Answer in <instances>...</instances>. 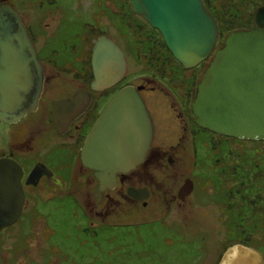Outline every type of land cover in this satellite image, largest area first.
<instances>
[{
  "label": "rangeland",
  "instance_id": "rangeland-1",
  "mask_svg": "<svg viewBox=\"0 0 264 264\" xmlns=\"http://www.w3.org/2000/svg\"><path fill=\"white\" fill-rule=\"evenodd\" d=\"M205 1L211 5L217 15L219 34L216 48L223 44L230 31L258 25L256 12L259 7L264 6V0ZM11 2L22 11L26 19L32 20L37 16L39 20L36 24L37 32L43 27L46 32H51L59 17H62L60 26L61 36L64 38L57 45L64 48L70 47L71 44L82 47L84 62L89 64L90 39L97 34L96 30L99 26L96 19L102 20L100 15L102 11H105V15L109 17L114 16L116 24L126 31L122 37L114 28L112 31L116 39L122 40L121 44L130 59L125 82L141 85L140 90L146 86L145 91L140 95L143 98L145 93L148 94L147 103L156 126V136L147 160L131 173V177H140L148 181L155 192L153 196L157 199L159 196L165 199L163 203L153 198L146 207L140 203H128L129 200L121 199V202L115 200L113 202L116 212L105 222L89 217L82 206V199L86 200L87 197L84 196H88L86 191L82 187L78 191L68 188L71 184L69 179L71 167L68 159L72 150L74 153L78 152L80 142L74 149L70 146L66 148L57 145L59 139L53 132L50 138L43 136L40 142L52 144V140H55L51 150L58 159L51 155L48 160L58 166L59 175L54 178L58 185L52 191L42 190L41 187L31 188L30 196L34 200L35 207L31 208L33 202L31 199L17 222L12 227L8 226L0 230V264H12V262L13 264H219L224 254L230 251L235 243L258 246L261 240V244H264V210H260L259 213L251 210L254 206L249 202L244 208L246 212L248 210L245 219L239 221L235 215L236 211H233L231 216L230 213L226 216L221 205L200 202L205 197L202 193H209L207 185L197 188L193 195L189 194L184 200L172 199L173 193H176L183 179L190 173L197 172V169L193 165L195 145L194 149L193 144L190 143L173 146L182 132V119L180 114L177 115L180 108L177 102L175 103L176 98L171 95L169 98L166 96L169 91H173L172 86L178 87L176 90L181 89L185 78L186 82L188 81L186 86L189 98L188 109H191L190 98L192 99L196 91L195 83L199 81L211 56L195 67L185 69L172 54L167 52L168 48L159 31L130 10L128 0H11ZM91 6L93 9H90ZM44 7L50 13L44 10L41 12L40 9ZM114 9L120 13L112 12ZM94 20L96 21L93 29L89 24L92 25ZM124 20L127 28L123 26ZM143 30L148 33L147 37L140 38ZM124 38L126 39L123 40ZM143 39L144 43L141 41ZM42 40L43 36H40L39 41ZM66 52L68 53L69 49ZM186 75L194 76V83H191ZM150 78L155 81L149 82ZM168 79L172 80V84L171 87L165 88ZM150 85L154 86V90L148 89ZM53 87L57 93L67 91L64 83H53ZM175 105L177 108L173 109ZM90 111L93 113L95 109L91 108ZM31 118L30 115L18 125L20 135ZM91 122L93 121L90 115L88 123ZM49 126L48 121L41 124V128H48V131L51 130ZM33 130L36 131L35 128ZM29 133V136L32 135V130ZM201 135L205 142L200 146L199 162L203 164L206 161V163L200 177H203L206 171H210L213 158L220 154L224 157L223 161L227 162L220 165L226 164V168L224 167L226 174L221 172L225 177L222 186L229 188L236 183L237 175L234 172L239 164L237 156L229 155L233 154L234 148L237 146L241 148L243 145L238 141L234 142L206 131ZM244 146L248 154L255 155V152L260 153L264 150V141L258 143L245 141ZM162 150L169 151L173 155L172 163H168L165 158L166 164L161 166L158 161L150 160L153 151ZM219 161L221 159L217 160V163ZM197 177L198 182L205 181ZM162 187L166 192H162ZM113 196L118 195L113 193ZM88 200L91 201L90 204H94L95 199L92 194ZM215 200L220 201V199ZM243 202L232 198L227 206L237 204L243 207ZM252 212L254 215L251 214ZM45 223L50 227L48 233L44 232ZM41 249L44 251L38 254ZM252 264H264V257L260 255L258 258H253Z\"/></svg>",
  "mask_w": 264,
  "mask_h": 264
},
{
  "label": "water",
  "instance_id": "water-1",
  "mask_svg": "<svg viewBox=\"0 0 264 264\" xmlns=\"http://www.w3.org/2000/svg\"><path fill=\"white\" fill-rule=\"evenodd\" d=\"M128 2L132 12L159 31L168 50L184 68H193L211 56L191 103L197 124L226 136L264 139V6L256 12L258 27L234 29L216 48L218 23L203 0ZM10 45L14 49H9ZM12 52L18 55L16 60ZM91 63L94 78L90 86L96 91L117 84L127 68L123 49L106 35L92 39ZM43 84V65L24 20L13 6L0 5V120L16 122L34 111ZM141 88L130 83L114 92L81 146L82 163L94 170L99 192L114 188L117 174L138 166L151 147L153 123L140 95ZM89 100L88 91L81 90L73 99L53 102L52 120L69 125ZM42 166L45 167L36 164L29 178ZM21 176L22 168L16 161L0 158V230L14 224L21 215ZM192 186L186 180L179 196L188 194ZM128 194L143 200L148 198L149 190L129 187ZM236 247L241 252L238 250L229 264H252L253 258L260 257L246 246L232 248ZM219 264L227 263L222 260Z\"/></svg>",
  "mask_w": 264,
  "mask_h": 264
},
{
  "label": "flooded vegetation",
  "instance_id": "flooded-vegetation-1",
  "mask_svg": "<svg viewBox=\"0 0 264 264\" xmlns=\"http://www.w3.org/2000/svg\"><path fill=\"white\" fill-rule=\"evenodd\" d=\"M3 4H9L13 6L18 11V13L21 15L22 19L24 20L26 24L29 35L35 45L38 57L43 65V71H44L43 90H42L41 96L39 97L36 109L32 112L26 113L16 122L7 123V122L0 120V158H10L16 161L22 168L21 184H22L23 191H24V201L22 205V212L23 210H26V205L28 201L30 202V200L32 199L30 196L31 188L41 187L42 190L52 191L53 188L54 187L56 188V186L58 185L56 184V180L54 179V178H57L59 175L57 172L58 166L57 164L55 165L53 164V162H50L48 160V158L51 155H53L54 158L58 159L54 151L52 153V150H51V146L53 145L55 140H52L53 142L52 144H49L46 142H40L43 136L50 138L53 132L59 139L58 141L56 140L57 145H61L66 148L70 146L72 149H74V147L80 142L79 147H78V152L74 153V150H72L70 152V158L68 159V161L70 162V167H71L70 177H69L71 184L70 186H68V188H70V190L78 191V189L82 187L86 191V194H88L89 197L92 194V196L95 199L94 204H90L91 201L88 200L89 198L88 196H84L85 198L87 197L86 200L82 199V206L86 210L87 215L89 217L91 218L95 217V219L98 218L101 222H105L110 216H112L116 212V208L113 202L115 200H118V201H120L121 199L124 201L129 200L128 203L130 202L140 203L142 206L146 207L150 203L151 199L155 198V196H153L155 192L151 189L150 187L151 184L148 181H145L143 178H140V177L139 178L131 177V173H133L137 168H139L143 163L146 162L147 157L151 151L153 141L156 136V126H155L154 117L147 103L148 94L145 93V96H143V100L146 104V107L149 111V114L151 116V120L153 123L154 132H153V139H152L151 147L149 151L147 152L144 160L138 166H136L134 169L128 172H122V173L117 174V183L114 188L106 187L105 189L102 190V192H99L98 191L99 180L97 179L94 173V170L83 165L81 156H80L81 146L84 142L86 134L89 128L91 127L92 123L94 122V120L99 115L102 108L108 101V99L120 87H122L125 84H130L128 82H125V78L128 74V68H129V63H130L129 56L121 44L122 40H118L112 35L113 28L116 30V32L120 34V37H122L123 33H126V31H124V29H122L120 25L116 24V20L114 16L109 17L105 15L106 13L105 11H102L100 14L102 20H98V18L96 19L98 22V26H99V28L96 30L97 34L94 37H91L90 39L91 45L89 48L90 49V55H89L90 64H89V63L84 62L85 60L83 59L84 54H82V47L79 48L78 46L71 44L70 47L64 48L63 46L61 47L57 45V43L64 38V37L62 38L61 36V26H60V24L62 23V17H59L57 23L55 24L54 29L51 32H46L45 27H43L40 32H37L36 24L37 22H39V20L37 19V16L35 19L33 18L32 20H28L26 19L22 11L18 10L14 6V3L11 2V0H0V5H3ZM92 6L90 9H93ZM128 6L130 8V5ZM40 10L41 12L44 10V12L46 11L47 13H50V11L46 9V7L41 8ZM112 12L118 13V14L120 13L116 11L115 9ZM134 14H136V16L140 18H143L140 14H137V13H134ZM96 20L92 22V25L89 24V26H92L93 29L95 27ZM144 21L146 22L145 19ZM123 26H125L126 28L128 27L126 25L125 20L123 22ZM255 27H258V25H255ZM43 29L44 31H42ZM153 29H156V28L153 27ZM146 30L145 31L143 30L141 32L143 33V35L140 36V38L143 36H144L143 38L147 37L146 34L148 33L146 32ZM99 35H106L107 37L114 40L121 49H123L125 57L127 59V68H126L125 75L117 84H115L114 86L110 88L96 91V90L91 89V86H90V83L94 78V73H93V68H92V63H91V54H92V39ZM40 36H43V40L41 42L39 41ZM125 39L126 38H124L123 40ZM141 41L144 43V39ZM9 49H14V46L10 45ZM68 49H69V52L67 53L66 50ZM167 52L169 53L170 51L167 50ZM12 56H13L12 59L16 60L18 55H15L14 52H12ZM186 78L189 79L191 83H194L195 81L194 76L190 77L186 75ZM148 81L153 82L155 80L153 78H150L148 79ZM171 81H172L171 79H168L167 85H164V87L165 88L169 87L172 84ZM187 82H186V79L184 78L183 84L181 85L182 88L179 90H176L178 87L174 88V86L172 87L170 86L173 89V91L172 90L169 91V94L166 97L169 98V95H171L173 98H176L177 101H175V103L177 102L176 104H178V107L180 108V110L178 109L179 111L177 110L178 112L177 111L176 112H177V115L180 114V118L182 119L181 121L182 132H180V134L178 135V141L173 146L179 145L181 143H184V145L186 143H190V144H193V149H194V145H195L193 165H194V168L197 169V172L193 174L190 173L189 176H186L183 179L182 183L176 190V193H173L172 199L173 200H177V199L184 200L186 196H188L191 193L193 195L197 188L200 189V187H202L205 184V186L206 185L208 186L207 188L209 189V193L208 192L202 193L205 196L204 199L200 200L202 204L211 202L212 205H217V206L221 205L224 209L223 214L226 216L228 215V213H230V216H231L232 212L236 211L235 215L237 216L239 221H243L245 219V215H247L248 213V210L246 212L244 209L246 208V205L248 202L252 206H254L253 209L249 207L251 210L253 211L256 210L258 213L260 210H264V159H262L263 161L257 162L256 165L255 164L250 165L251 163L256 161V156L259 155L257 152H255V155L249 154L250 163L247 162V164L248 163L249 164L248 165L245 164L243 161L245 158H247L248 153L244 151V150L247 151V149L244 146V142L253 141L254 143H258V142L264 141V139L260 140V139L237 138V140L235 141L233 140L234 142H237V141L240 142L243 145V147L241 146V148H238L237 146V148H234L235 151L239 152L240 155H237V153L236 154L233 153L229 155V156L232 155L233 157L237 156L239 158V162H238L239 164L237 165V167H235V172H234V174L237 175L236 183L231 185L229 188L226 186H222L221 184L222 180L224 181L225 179L224 175H222L221 172L226 174V171L224 170L226 168L225 167L226 164L224 166H220V165L222 163H225L226 161H223L224 157L220 154L213 158L210 171L209 172L206 171V174L203 177H200L201 173H203L202 170L203 168H205V163H206V161L203 164L199 162V151L201 148L200 146H201V143L205 142V139L203 138L201 133L205 130L200 129L203 127L197 124L195 116L192 112V109H188L189 98L186 92ZM53 83H64V85H66L67 87V91L65 93L55 92L54 87L52 88ZM197 83H195V86L197 85ZM145 89H146V86L142 90H140V94L142 91H145ZM148 89L154 90V86L150 85ZM81 90L88 91V93L90 94V100L87 102L84 110L80 112L69 123V125H67L64 122L52 120L51 117H54L53 102L64 100V99H73L75 93ZM193 97L192 99L190 98V101L193 100ZM168 98H166V100ZM169 100L171 101V99ZM24 105L26 106L27 103L25 102ZM91 108L95 109L93 113L90 111ZM175 108H177V105H175L173 109ZM30 115L32 116V118L30 119L31 121L25 124L23 128V132L20 135L18 125ZM90 115L92 117L93 122L89 124L88 117ZM45 121H48V123L50 124L49 126L51 128L50 131H48V128H41V124H44ZM33 128H35L36 131L33 130ZM30 130H32L33 133L32 135L29 136ZM37 145H39L40 147L36 148ZM239 149L241 151H239ZM172 156L173 155L169 153V151L162 150V151H153L152 157H149V158L153 162L158 161V163L161 166H164L166 164L164 162L165 158H166V161H168V163L173 162ZM219 159H221V161L217 163V160ZM41 163L44 164L45 167L42 166L41 170H39L36 175H34L32 178H29V174L31 170L35 167L36 164H41ZM207 165H208V162H207ZM197 176H199V178L204 179L205 181L198 182ZM186 180L191 181L193 185L192 189L184 197H180L179 190L182 184ZM59 181L63 182L62 179H59ZM89 183L90 185H88ZM129 187L148 188L149 190L148 198L139 200L137 198L130 196L128 194ZM161 190H163L162 192H166L163 187ZM113 193H116V195L118 196L117 197L113 196ZM232 198H235L237 200L240 199L242 202L244 201L243 207L237 204L236 205L230 204L231 206H227V204H229ZM155 199L156 200L159 199L160 201L164 203L165 198L159 196L158 199L157 198ZM215 199H220V201L215 200ZM204 200L205 202H203ZM32 201L33 202H32L31 208L33 209L35 205H33L34 203L33 199ZM124 201L122 203H124ZM211 203H209V205ZM251 214L254 215V212H252ZM233 218L235 219V217ZM12 225L11 226L9 225V227H12ZM48 229L50 230V227L47 225V223H45L44 232L48 233L49 232ZM45 236L48 237V235H45ZM234 245L246 246L247 248H250L252 251L257 252L259 255H262L264 257V244H261V240H259V243L257 244L258 246H254L249 243L244 244L241 242L235 243L232 246ZM42 251L44 250L41 249L40 251H38V254L39 253L41 254Z\"/></svg>",
  "mask_w": 264,
  "mask_h": 264
},
{
  "label": "trees",
  "instance_id": "trees-1",
  "mask_svg": "<svg viewBox=\"0 0 264 264\" xmlns=\"http://www.w3.org/2000/svg\"><path fill=\"white\" fill-rule=\"evenodd\" d=\"M204 1V3H205V5H206V7L212 12V14L215 16V18H216V20H217V15L215 14V12L212 10V8H211V5H209V4H207V2L205 1V0H203ZM218 23V22H217ZM168 50V49H167ZM170 53V52H169ZM171 54V53H170ZM200 128V127H199ZM200 129H202V130H205V131H208V132H210V134H212V135H217V136H221V137H225V138H228V139H230L231 141H235V140H237V138L236 137H231V136H226V135H223V134H219V133H215V132H212V131H209V130H207V129H204V128H200ZM233 151V150H232ZM246 153H247V151L246 150H244ZM234 154H236L237 153V155H240L239 154V152H237V151H235V149H234V152H233ZM259 155H257L256 156V161H254L253 163H251L250 165H256V163L257 162H259V161H263L262 159H264L263 157H264V150H261L260 151V153L259 152H257ZM245 164H247V162H249L250 163V161H249V154H247V158H245L244 159V161H243ZM248 163V164H249ZM247 164V165H248ZM250 165H249V167H250ZM224 182H223V180H222V182H221V184H223ZM203 186H205V184L203 185ZM236 214V213H235Z\"/></svg>",
  "mask_w": 264,
  "mask_h": 264
},
{
  "label": "bare ground",
  "instance_id": "bare-ground-1",
  "mask_svg": "<svg viewBox=\"0 0 264 264\" xmlns=\"http://www.w3.org/2000/svg\"><path fill=\"white\" fill-rule=\"evenodd\" d=\"M238 248H232L230 251H228L223 259V262L229 264L230 258L235 256L236 253H238ZM241 252V250H239ZM243 253V251H242ZM245 253V252H244ZM244 253L242 254V256H244Z\"/></svg>",
  "mask_w": 264,
  "mask_h": 264
}]
</instances>
